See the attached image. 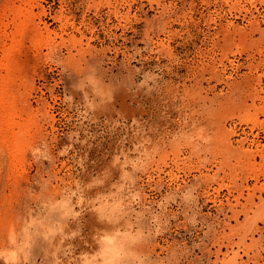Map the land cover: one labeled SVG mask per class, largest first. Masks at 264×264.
I'll use <instances>...</instances> for the list:
<instances>
[{
	"label": "rangeland",
	"instance_id": "obj_1",
	"mask_svg": "<svg viewBox=\"0 0 264 264\" xmlns=\"http://www.w3.org/2000/svg\"><path fill=\"white\" fill-rule=\"evenodd\" d=\"M0 264H264V0H0Z\"/></svg>",
	"mask_w": 264,
	"mask_h": 264
}]
</instances>
